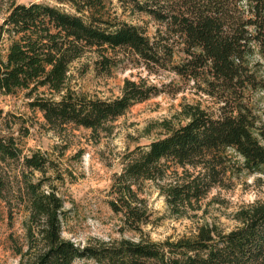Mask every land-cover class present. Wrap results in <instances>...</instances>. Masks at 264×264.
Masks as SVG:
<instances>
[{"label": "trees", "instance_id": "trees-1", "mask_svg": "<svg viewBox=\"0 0 264 264\" xmlns=\"http://www.w3.org/2000/svg\"><path fill=\"white\" fill-rule=\"evenodd\" d=\"M62 1L74 11L13 2L0 23V91L28 90L30 105L53 127L72 123L98 132L164 91L144 76L126 78L113 98L77 91L73 65L89 53L97 72L111 75L121 62L149 74L169 70L216 104L182 103L177 122L162 120L160 136L126 155L109 201L126 227L143 232L150 216L135 189L140 179L155 181L171 213L183 215L217 186L264 175V109L251 95L264 92V0H120L158 22L152 35L111 17L112 0ZM20 157L15 138L0 135V163ZM24 164L43 172L47 158L35 152ZM25 182L28 245L16 247L19 264H73L80 257L98 264H264V196L241 207L239 224L228 231L203 223L174 239L142 235L81 248L62 234V198L41 180ZM7 192L0 171V217Z\"/></svg>", "mask_w": 264, "mask_h": 264}, {"label": "rangeland", "instance_id": "rangeland-1", "mask_svg": "<svg viewBox=\"0 0 264 264\" xmlns=\"http://www.w3.org/2000/svg\"><path fill=\"white\" fill-rule=\"evenodd\" d=\"M32 1L74 11L62 0H0V23L13 2ZM123 3L110 1L111 17L140 24L152 35L158 22L134 10L129 2ZM0 51H5L4 46H0ZM94 59L95 54L89 53L73 65L71 84L79 92L113 98L121 94L126 78L138 79L140 76L149 77L164 87V91L132 105L122 116L109 122L106 129L98 132L72 123L53 127L42 111L30 105L28 90L11 94L0 91V135L13 136L21 149L18 160L0 163L8 188L0 217V264H19L21 257L16 247L28 245V212L22 198L25 197V179L41 180L45 189L55 191L62 198V234L81 248L101 242L118 243L124 238L139 240L142 235L153 241L174 239L192 234L203 223L215 224L228 231L239 224L236 212L241 207L264 196V175H242L230 188H213L196 209L175 215L157 183L140 179L135 189L150 216L142 227L143 232L126 227L122 215L116 213L109 203L113 197L112 184L123 170L126 155L160 136L162 120L177 122L182 103L201 102L208 107L216 104L213 98L197 91L192 82L183 81L172 71L149 74L144 67L121 62L108 75L97 72ZM251 95L257 108L264 109V92L254 91ZM35 152L47 158L43 172L24 164V157ZM73 264L98 263L80 257Z\"/></svg>", "mask_w": 264, "mask_h": 264}]
</instances>
